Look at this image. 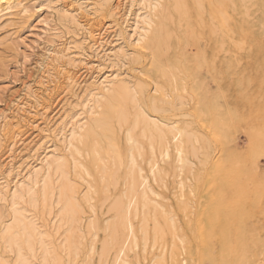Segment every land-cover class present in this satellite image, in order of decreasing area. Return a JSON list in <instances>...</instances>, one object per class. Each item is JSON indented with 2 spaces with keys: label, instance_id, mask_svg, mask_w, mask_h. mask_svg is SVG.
I'll return each instance as SVG.
<instances>
[{
  "label": "rangeland",
  "instance_id": "1",
  "mask_svg": "<svg viewBox=\"0 0 264 264\" xmlns=\"http://www.w3.org/2000/svg\"><path fill=\"white\" fill-rule=\"evenodd\" d=\"M3 1L0 168L9 156L39 167L54 150L71 162L78 187L75 233L57 201L34 206L25 196L16 204L23 222L37 226L35 238L59 254L49 264H113L133 188L137 246L126 249L125 264H264V0H155L156 10L143 14L152 20L143 47L124 39L128 0ZM65 15L102 28L105 41L95 44ZM96 75L125 79L130 95L112 104L115 116L106 108L114 92L100 97L65 149L52 133L57 119ZM174 129L182 131L180 162ZM9 189L0 193V237L14 223ZM0 253L14 263L9 248Z\"/></svg>",
  "mask_w": 264,
  "mask_h": 264
},
{
  "label": "bare ground",
  "instance_id": "2",
  "mask_svg": "<svg viewBox=\"0 0 264 264\" xmlns=\"http://www.w3.org/2000/svg\"><path fill=\"white\" fill-rule=\"evenodd\" d=\"M154 1L155 0H128V4H127L128 7H126L127 12H125V18L123 20L126 23V27L124 28V32H125L124 39L129 43H133L136 47H143L142 43L144 40L146 29L151 24V21H152L148 18L149 16L144 17L143 14L145 11L149 12V11H155L156 10L157 5H156V2H154ZM3 2H5V1H3ZM3 2H2V4H0V8H2L4 6H8L10 4L9 1H6L5 3H3ZM0 11H1V9H0ZM85 15H86V13H85ZM91 16H92L91 18L88 16L89 17L88 21L95 19L93 17V14ZM64 18L69 20L70 22L74 23L80 30L84 31L85 34L88 35L87 38L95 41V44L101 45L105 41L102 37V31H103L102 28L94 30L92 28V26H88L86 24H81L79 22L81 19H78V18L74 17L73 15H65ZM85 18H86V16H85ZM88 24H89V22H88ZM108 28H109V26H108ZM94 47H96V45ZM69 50H70V48H67L65 51H69ZM120 50H122V49H120ZM120 53L121 52L117 51L116 55L115 54L114 55L119 57ZM56 54L57 53H54L53 59H55L56 61L59 62L60 57L55 56ZM122 55L126 56V52L125 51L122 52ZM61 65H63V64H61ZM61 65H58L59 68H61ZM73 69H74V67H73ZM61 71L64 72L67 70L65 68H61ZM57 72H58V70H57ZM96 72L98 74V71H96ZM59 74L60 73H58V75ZM70 74H71V71H70ZM62 75H64V74H62ZM65 75H68V74L66 73ZM65 75L63 77H66ZM75 75L76 74H74L73 76H75ZM67 79L70 80L71 84L75 83L72 78H67ZM89 79H90V77H89ZM89 79H88V81H89ZM84 80H85V78H84ZM64 82H65V80H64ZM77 82L79 83V81H77ZM48 85H51V84L48 83ZM48 85H47V87H48ZM74 87H75V85H74ZM84 88H85V90H84ZM84 88H83V90H84L83 95L78 98V103L73 105L72 107H70L69 111L67 109V112L66 111L63 112L62 115L60 113L61 116H60V118H58L59 120L57 119L56 127L55 126L51 127V128L55 127L53 129L52 133L56 137L60 135L59 136L60 138L58 137L59 138L58 142H60L64 146L65 149H69L73 146V141L75 140V136L77 134L76 130L82 129L86 125V121L81 122L80 119H78V118L81 117L83 114L92 115L94 112L93 109L95 107V103H97L99 101L100 97L107 95L109 92H114V95L108 99V101L106 103V108H107V112L109 113L110 116H113V115L115 116L114 111L111 110L112 104L120 96H123L124 98L126 96H129L130 91H131V88H130V86H128L125 79L120 78L118 76L112 77L109 75L108 76L106 75L103 78H100L97 75L95 77H92L91 81L89 83H86ZM31 95H33V94H31ZM22 103H23V101H22ZM65 107H66V105H65ZM17 111L19 112V108ZM20 115H22V114H20ZM118 115H119L120 119L125 118V115H126L125 107L121 108L118 111ZM18 117H19V113H18ZM54 118H56V117H54ZM14 120L17 121L16 118ZM19 120H20V118H19ZM54 125H55V123H54ZM19 128H17V129H19ZM8 129H10V128H8ZM10 131H11V129H10ZM19 131H20V129H19ZM104 132H105L104 133L105 135H107L106 133L111 132L110 123H109L108 119L105 122ZM2 133H4V132H2ZM171 134H172L171 140H173V142L176 143L175 148H174V150L176 152V159H177V161L180 162L183 159L182 144H181V139H180V137L182 135V131L180 129H174ZM160 135H162L161 132H160ZM14 137H15V134H14ZM10 138H12V137H10ZM42 140L43 139H41V142H43ZM39 143H40V141H39ZM20 144H21V142L19 143V145ZM1 145H2V143H1ZM35 145H36V143H35ZM44 146L45 145H43V147ZM17 147H19L18 144H17ZM33 147H35V146H33ZM30 148H29V150H30ZM14 151H15V149H14ZM165 154H167L166 151H165ZM17 155H18V153H17ZM27 156H29V153L26 154V157ZM5 158H8V157L6 156ZM8 159H9L8 162H6L7 160L5 161L6 162V168H4V167L0 168L1 175L5 174V176L0 178V180H5L3 182L6 183V185H3L4 183L0 182V193L3 192V189L5 188V186L9 189V185H10L9 181L11 180L14 188L12 187L9 190H7V193L8 194L10 193V196L12 197L11 198L12 199V218H13L14 223H10V224L5 225V228L3 229V233L0 237V246L4 245L6 248H9V250L11 252H14L15 260H14V263H10V261L9 260L6 261L3 257V255H1V253H0V264H36L37 261H39V264H49L50 261L59 262L60 256L57 253V251L47 247V245L45 244L42 237H39V239L35 238L33 233L37 231V226L33 223L25 224L23 222L24 221L23 216L18 211L16 204L19 203L20 200L23 199L25 196L30 197L29 201L34 206H38L41 203H42V205H44L47 202H50V204H53L54 202L57 201V203L62 204V210H63L62 211V219H65L67 222L70 223L72 233H75V230H79L80 226H81L82 215L79 212V202L74 196V193L77 192L76 189L78 187L76 186L75 182H73V180H71V177H70L69 171H68L69 168H72L71 162L68 160H64L61 156L56 155L54 153V150L52 151L51 155L46 154L43 157V159L40 160V166L39 167L30 166L29 168L26 169L25 166L28 164L29 157H28L27 161L23 160L25 158H23L22 160L16 159L19 162L22 161L20 163H18V161L14 162L15 157L9 156ZM132 163H133V165L135 164L134 160H132ZM154 166H152L150 169V172L152 174L154 171V168H153ZM23 170H25L24 171L25 175L22 174ZM41 177H44L42 179V186H41L40 190H37L36 186L41 183V180H40ZM12 179H14V181H12ZM141 184H145V181L143 180ZM7 193H5V195H7ZM5 195L3 196V198H5ZM136 195H137V193L134 190V188L131 189V192L128 195L129 204H128V208H127V232H126L125 239L122 243V246L119 249V251L115 257L113 264H125L126 263L125 256L127 255L126 249H128V251H129L131 249H135V247L137 246V234H136V231L134 229L133 223L130 219V215H131V211H132L130 209V207H133L135 209V204L137 202V196ZM146 195H147V193L144 192L143 196L146 197ZM135 215H136V213H135ZM17 227L20 228L21 232L17 230ZM22 238L24 240L23 242H21ZM38 250L42 251L41 252L42 256L40 258L37 256Z\"/></svg>",
  "mask_w": 264,
  "mask_h": 264
}]
</instances>
